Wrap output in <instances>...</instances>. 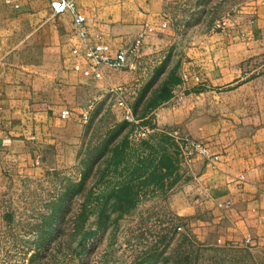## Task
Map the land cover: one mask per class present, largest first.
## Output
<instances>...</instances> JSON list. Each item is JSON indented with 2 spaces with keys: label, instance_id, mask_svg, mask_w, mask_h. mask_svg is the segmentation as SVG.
Segmentation results:
<instances>
[{
  "label": "rangeland",
  "instance_id": "obj_1",
  "mask_svg": "<svg viewBox=\"0 0 264 264\" xmlns=\"http://www.w3.org/2000/svg\"><path fill=\"white\" fill-rule=\"evenodd\" d=\"M254 1L167 0L164 20L157 23V16H152L140 23L144 30L134 41L145 33L143 44L129 66L108 70L104 79H91L93 82L84 83L75 93L60 92L61 97L65 96L62 105L72 110L70 117L62 118L65 133L64 138L60 133V142L64 143V148L60 145V167L57 149L51 142H43L40 147L30 145L44 153L43 164L19 158V152L29 153L23 142L13 145L14 152L5 159L10 183L0 193V264H264V249L220 241L217 228L206 237L202 223L209 221L212 226L210 219L215 218L202 204L207 199L206 188H175L188 180V164L201 155L187 152L184 144L187 139L193 140L185 130L189 81L181 77L186 47L222 29L218 24L223 21L228 25L250 18L254 23L252 9L247 12L255 6ZM50 55L46 72L71 71L52 50ZM248 65V69L263 71L264 54ZM168 80L171 96L163 100L158 97ZM181 85L185 87L182 90ZM120 99L131 109V120L118 104ZM206 102L211 106L217 104V99L207 96ZM52 110L53 116L62 117L59 109ZM161 116L169 121L161 122ZM122 122L129 125L114 141L119 144L127 137L128 145L120 164L111 166L116 172L108 169L110 156H105L93 165L78 192L80 186L76 185L88 159ZM157 132L171 138L162 143L167 148L171 170L161 179L127 175L138 160L135 150L143 149L139 148L141 140ZM123 179L131 180L129 198L115 208L110 194L116 182ZM222 203L218 206L227 209ZM52 211L58 213L56 220L51 218ZM101 212L106 214L102 220Z\"/></svg>",
  "mask_w": 264,
  "mask_h": 264
},
{
  "label": "crops",
  "instance_id": "obj_2",
  "mask_svg": "<svg viewBox=\"0 0 264 264\" xmlns=\"http://www.w3.org/2000/svg\"><path fill=\"white\" fill-rule=\"evenodd\" d=\"M52 1L16 0L21 6L17 9L20 6L6 7L0 0V193L10 183L5 159L18 142L26 144L29 152H19V158L37 164H43L44 153L30 145L53 143L60 167L61 143L64 148L60 133L64 138L65 122L53 116L52 107L60 110L59 115L69 108L62 105L65 96L60 92L75 93L84 83L93 82L91 79H104L113 69L103 65L100 78L85 76L76 69L77 64L83 68L88 65L73 52L83 43L76 34L72 13L56 14ZM75 2L86 17L92 42L106 43L113 54L133 44L144 30L140 23L146 17L157 16L160 23L167 15V0ZM253 4L247 12L252 9L254 23L250 18L235 20L186 47L183 73L199 74L202 82L187 83L185 130L193 140L206 142L213 153L220 155V161L214 166L203 155L195 156L185 174L188 180L176 183L175 188H206L207 199L202 204L215 215L210 219L212 226L209 221L202 223L206 237L217 228L220 241L264 249V70L248 69L249 63L264 54V0ZM51 50L71 71L46 72ZM207 96L216 98L217 104L210 106ZM53 97L57 99L51 100ZM174 115L177 119V109ZM160 121L169 120L162 117ZM61 122L63 127L58 126ZM226 200L231 204L222 210L218 205Z\"/></svg>",
  "mask_w": 264,
  "mask_h": 264
},
{
  "label": "built area",
  "instance_id": "obj_3",
  "mask_svg": "<svg viewBox=\"0 0 264 264\" xmlns=\"http://www.w3.org/2000/svg\"><path fill=\"white\" fill-rule=\"evenodd\" d=\"M7 4L19 7V3L16 0H5ZM51 7L56 14L70 11L73 15V22L76 28V34L79 39H81L83 46L73 48V52L76 55H80L84 58L88 64L86 67H82L77 64L75 67L77 70L81 71L85 76H93L100 78L103 76V71L101 67L103 65H108L112 68H124L131 64L132 56H137L140 53L141 46L143 44L144 34H141L132 45L120 48L114 54L111 52L110 47L101 41L96 43L92 42L91 35L87 28L86 17L82 15L75 0H53L51 2ZM167 25V22L163 24ZM218 27L222 29L227 27L225 21L218 24ZM139 56V55H138ZM183 79L185 82L193 80L195 82L201 83L202 80L199 74H184ZM118 104L125 109V115L128 120L132 119V111L127 106L123 99L118 101ZM70 108H64L61 112L62 118H68L71 115ZM185 144V150L187 152L196 151L203 155L205 158L211 161V163L216 166L217 162L220 161V155L214 154L210 151L209 147L201 141H194L187 139ZM231 202L226 200L222 205L228 207Z\"/></svg>",
  "mask_w": 264,
  "mask_h": 264
},
{
  "label": "trees",
  "instance_id": "obj_4",
  "mask_svg": "<svg viewBox=\"0 0 264 264\" xmlns=\"http://www.w3.org/2000/svg\"><path fill=\"white\" fill-rule=\"evenodd\" d=\"M151 83H153V81H151L150 84ZM169 85H170V80L166 81V83L162 87V91L159 93L158 98H162L163 100H166L171 96V93L169 92ZM156 104L157 102L154 103L153 106H155ZM128 125H129L128 122L119 123L117 129H115L109 135L108 139L103 144L99 145L96 148L97 152L94 155L90 156V159H88L89 161L87 163V167L82 172V176L80 177L81 178L80 182L77 183L76 185V186H80V188L78 189V192L82 190L86 178L89 176V174L93 170L92 169L93 165L96 164L97 161L103 159L105 156L107 155L108 157L110 156L108 169L112 170V172H116V168L111 169V166L116 165L117 167V165L120 164V157L123 153H125L127 149L126 146L128 145V140L126 137L119 144H115L116 141L114 140L120 135V133ZM150 138L151 140L152 139L156 140L155 144L151 142ZM150 138L141 140L139 148L142 147L143 149L141 150V152H139L138 148L135 150V153L138 154V157H137L138 160L135 161L132 168L129 169L130 173H128L127 175L135 176L136 178L145 177L147 178V180L148 178L150 179V177H158L157 179H161L165 175L166 171L171 170L172 166L170 163L167 162V157H169L167 154V148L163 146L162 144V143L168 142L169 140H171V138L167 134L160 133V132L151 134ZM157 146L159 148H157ZM147 147L150 148L149 152H146ZM176 149L178 151L179 147L177 146ZM143 155H146L147 157L145 156L143 157ZM148 156H150L151 158L148 159ZM156 159H158V161L155 163ZM86 162L87 160L85 161V163ZM89 163L90 165L88 166ZM124 169H127V168H124ZM130 182L131 180H125V179L118 180L116 184L113 186L114 189L112 190V193L110 194V198L113 199V201H115L113 204L114 207L117 206L118 203H121L122 201L129 198L127 193H128ZM106 202H107V199H106ZM105 203H104V207H105ZM51 214H52L51 218H54V216H56L58 213L57 211H52ZM105 215L106 214L104 212H101L99 218L102 220L103 218H105ZM6 217H8V215ZM53 220H56V219L54 218Z\"/></svg>",
  "mask_w": 264,
  "mask_h": 264
}]
</instances>
